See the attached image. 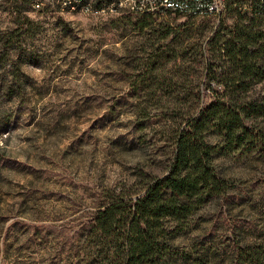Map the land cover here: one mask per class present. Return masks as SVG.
I'll return each mask as SVG.
<instances>
[{
	"label": "rangeland",
	"instance_id": "rangeland-1",
	"mask_svg": "<svg viewBox=\"0 0 264 264\" xmlns=\"http://www.w3.org/2000/svg\"><path fill=\"white\" fill-rule=\"evenodd\" d=\"M29 1L0 0V264H74L109 190L165 174L179 119L222 91L193 81L213 62L212 33L238 19L97 17ZM142 18L170 27L159 44L184 58L145 82L144 57L158 42L134 29ZM250 85L246 98L263 93L264 80ZM215 165L229 188L176 236L189 260L175 264H232L237 245L264 246V157L223 154Z\"/></svg>",
	"mask_w": 264,
	"mask_h": 264
},
{
	"label": "trees",
	"instance_id": "trees-1",
	"mask_svg": "<svg viewBox=\"0 0 264 264\" xmlns=\"http://www.w3.org/2000/svg\"><path fill=\"white\" fill-rule=\"evenodd\" d=\"M16 9L21 11L18 6ZM232 14L238 20L230 26L221 24L212 33L208 51L213 62L207 63L199 80L193 81L194 87L206 84L207 88L213 80L222 91L214 92L209 104L202 103L179 119L165 174L152 177L141 187L132 184L109 190L107 201L83 227L74 264L187 262L186 253L174 245L176 236L189 228L191 215L211 196L229 188L228 181L217 172L215 157L231 153L264 157V127L260 126L264 121V91L246 98L250 84L264 80V14H249L231 4L220 17ZM18 16L23 22L24 15ZM156 25L152 27L149 19L142 18L134 27L144 35L154 33V42H158L144 57V82L159 75L166 63L179 65V58L184 59L170 56L159 44L171 29ZM210 135L214 140L208 139ZM234 254L232 264H264V246L237 245Z\"/></svg>",
	"mask_w": 264,
	"mask_h": 264
},
{
	"label": "built area",
	"instance_id": "built-area-1",
	"mask_svg": "<svg viewBox=\"0 0 264 264\" xmlns=\"http://www.w3.org/2000/svg\"><path fill=\"white\" fill-rule=\"evenodd\" d=\"M29 2L34 9L57 8L97 17L117 13L157 15L169 10L220 17L226 13L228 5L231 4L249 14H264V0H30Z\"/></svg>",
	"mask_w": 264,
	"mask_h": 264
}]
</instances>
